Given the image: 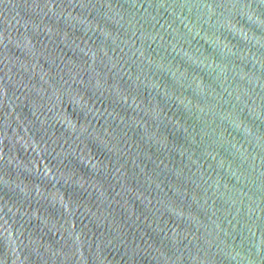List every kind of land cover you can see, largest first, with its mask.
Listing matches in <instances>:
<instances>
[{
  "label": "water",
  "instance_id": "obj_1",
  "mask_svg": "<svg viewBox=\"0 0 264 264\" xmlns=\"http://www.w3.org/2000/svg\"><path fill=\"white\" fill-rule=\"evenodd\" d=\"M0 264H264V0H0Z\"/></svg>",
  "mask_w": 264,
  "mask_h": 264
}]
</instances>
